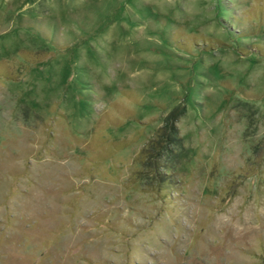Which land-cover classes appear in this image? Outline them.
<instances>
[{"label":"rangeland","instance_id":"374dc122","mask_svg":"<svg viewBox=\"0 0 264 264\" xmlns=\"http://www.w3.org/2000/svg\"><path fill=\"white\" fill-rule=\"evenodd\" d=\"M0 264H264V0H0Z\"/></svg>","mask_w":264,"mask_h":264}]
</instances>
